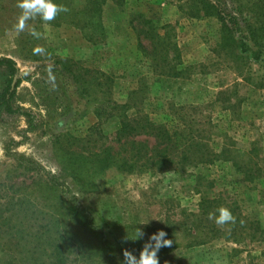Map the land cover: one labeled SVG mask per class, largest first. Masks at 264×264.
Here are the masks:
<instances>
[{
	"label": "rangeland",
	"instance_id": "rangeland-1",
	"mask_svg": "<svg viewBox=\"0 0 264 264\" xmlns=\"http://www.w3.org/2000/svg\"><path fill=\"white\" fill-rule=\"evenodd\" d=\"M220 1L227 12L241 17L243 28L258 2ZM55 2L70 11L49 23L30 20L29 28L43 34L36 39L28 30L17 34L13 29L20 13L17 0H0V58L16 62L14 80H20L13 103L17 112L0 116L1 216L22 224L26 233L41 231L39 219H51V178L56 176L65 198H77L114 243L117 264L123 262L124 249L138 256L158 230L173 241L158 252L159 264H264V243L245 247L216 239L193 244L195 235L201 236L196 227L200 196L195 183L178 169L130 174L112 167L104 172L97 159L107 148L119 158L121 149L116 141L119 115L108 116L113 104L105 101L102 74L112 77L107 88L112 102L128 104L138 90L132 102L158 123L166 121L170 107L185 108L199 122L212 123L207 142L218 154L230 140L236 143L239 162L255 142L263 152L264 56L255 62L236 48L214 52L221 42L222 22L204 8L213 0H102L99 8L88 0ZM150 25L170 27L181 75H161L139 49L135 28L148 30ZM142 43L151 51L150 38L142 37ZM37 46L46 53L34 54ZM8 78L7 68H0V92ZM230 103L233 113L223 108ZM101 108L107 111L100 122L96 111ZM137 111L121 112L134 116ZM20 156L32 160L37 170L26 171ZM197 171L215 184L206 190L208 196L224 194L227 202H237L242 217L257 221L264 230L263 177L250 182L225 160ZM37 181L43 183L44 193ZM14 202L28 205L15 212L10 209ZM146 219L147 225L139 224ZM135 227L143 229V239L124 242ZM234 250L242 252L237 256Z\"/></svg>",
	"mask_w": 264,
	"mask_h": 264
},
{
	"label": "trees",
	"instance_id": "trees-1",
	"mask_svg": "<svg viewBox=\"0 0 264 264\" xmlns=\"http://www.w3.org/2000/svg\"><path fill=\"white\" fill-rule=\"evenodd\" d=\"M88 1L99 8L102 0ZM213 1L215 3L205 4L204 8L209 9L222 22L221 42L214 52L236 48L241 55L250 56L255 62L261 61L264 56V0H258L255 8L250 10L252 16L249 20L244 19L246 23L244 28L241 26L242 19L239 15L227 12L221 6L220 0ZM135 30L138 33L139 49L152 60L154 68L161 69V75L174 77L183 73L179 68L182 65L179 49L171 41L169 26L158 28L150 25L148 30L144 28ZM142 37L150 38L151 51L143 45ZM3 67L9 71V78L0 92V116L13 115L17 112L13 103L20 84V80H14L18 74L16 62L11 58H0V68ZM102 77L105 101L113 104L108 116L119 115L120 127L116 133V141L121 146L119 158L114 157L108 148L103 156L97 155L98 163L104 172L111 170L112 167L130 174L149 170L178 169L184 178L195 183L194 190L200 196L196 227L201 236L195 235L193 244L203 245L216 239L245 247L264 243V230L260 224L242 217L238 213L237 202H227L224 194L220 197L208 196L206 190H210L215 184L201 171L196 172L201 167L225 160L233 162L238 171L244 173L250 182L264 178V151L261 152L262 148H257L258 142L252 145L249 153L244 154L246 157H240V162L237 160V154H234L233 148L236 143L231 140L230 144L222 146L218 154L207 142L213 134L212 123L208 125L199 122L193 115L184 112L185 108L177 107H170L168 112H165L166 121L158 123L143 112L137 103L132 102L138 90L132 92L128 104L119 105L112 102L107 89L112 84V77L106 74H102ZM261 87H264V84H261ZM224 95L225 92H222L221 97ZM231 103L223 108L233 113L234 104ZM137 107L138 111L134 116L121 112ZM105 111L107 109L103 108L96 111L100 122ZM141 138L144 140H140ZM150 140H153V145L149 143ZM18 159L20 166H25L26 171L37 170L32 168L31 165L34 164L32 160L22 156ZM59 181V177L51 178L53 186L50 188L49 197L53 195L54 204L50 207L49 221L44 217L38 218L43 223L41 231L26 233L27 228L24 229L22 224H13L11 218L4 219V216H1L3 210L0 211V264H117L114 243L95 223L91 214L78 203L77 198L74 196L70 199L65 198L66 192ZM35 184L41 188V192L46 191L41 181ZM19 203L14 202L10 209L15 212L26 209L27 202ZM220 206L231 210L236 217L234 225L220 228L208 219V214L215 212ZM234 252L238 256L242 250Z\"/></svg>",
	"mask_w": 264,
	"mask_h": 264
},
{
	"label": "clouds",
	"instance_id": "clouds-1",
	"mask_svg": "<svg viewBox=\"0 0 264 264\" xmlns=\"http://www.w3.org/2000/svg\"><path fill=\"white\" fill-rule=\"evenodd\" d=\"M16 7L20 10L16 23L13 26L14 31L19 34L25 30L36 39L42 38L43 34L38 32L34 27L29 28L28 22L40 18L43 22L49 23L56 19L61 13H67L70 9L62 4H57L55 0H17ZM46 50L43 47L37 46L34 49V54L44 55ZM208 219L213 221L217 227L224 228L226 225H234L236 217L231 210L225 206H220L215 212L208 214ZM149 219L142 220L139 224L147 225ZM145 233L143 229L135 227L134 233L130 237L127 235L124 242L127 240L143 239ZM167 233L163 230H158L153 233L147 242L144 243L139 255H135L132 251L123 250L122 264H159L158 252L163 247H171L173 241L166 239Z\"/></svg>",
	"mask_w": 264,
	"mask_h": 264
},
{
	"label": "water",
	"instance_id": "water-1",
	"mask_svg": "<svg viewBox=\"0 0 264 264\" xmlns=\"http://www.w3.org/2000/svg\"><path fill=\"white\" fill-rule=\"evenodd\" d=\"M16 80V79H15Z\"/></svg>",
	"mask_w": 264,
	"mask_h": 264
}]
</instances>
